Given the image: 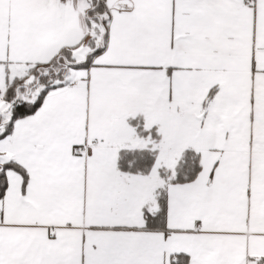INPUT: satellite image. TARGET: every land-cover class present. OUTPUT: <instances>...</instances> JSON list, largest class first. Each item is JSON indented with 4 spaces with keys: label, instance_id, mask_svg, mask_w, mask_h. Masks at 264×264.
Returning a JSON list of instances; mask_svg holds the SVG:
<instances>
[{
    "label": "snow or ice",
    "instance_id": "1",
    "mask_svg": "<svg viewBox=\"0 0 264 264\" xmlns=\"http://www.w3.org/2000/svg\"><path fill=\"white\" fill-rule=\"evenodd\" d=\"M0 264H264V0H0Z\"/></svg>",
    "mask_w": 264,
    "mask_h": 264
}]
</instances>
